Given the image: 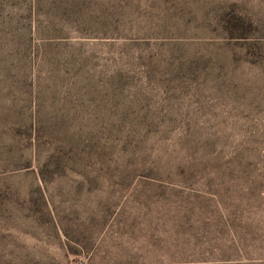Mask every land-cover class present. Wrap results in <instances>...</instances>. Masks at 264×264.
Returning a JSON list of instances; mask_svg holds the SVG:
<instances>
[{
  "label": "rangeland",
  "instance_id": "1",
  "mask_svg": "<svg viewBox=\"0 0 264 264\" xmlns=\"http://www.w3.org/2000/svg\"><path fill=\"white\" fill-rule=\"evenodd\" d=\"M0 264H264V0H0Z\"/></svg>",
  "mask_w": 264,
  "mask_h": 264
},
{
  "label": "trees",
  "instance_id": "2",
  "mask_svg": "<svg viewBox=\"0 0 264 264\" xmlns=\"http://www.w3.org/2000/svg\"><path fill=\"white\" fill-rule=\"evenodd\" d=\"M227 25H229L228 27H227V29L230 31V30H236L237 29V31H240L241 29H244L243 28V24L241 23V22H238V21H236V20H227Z\"/></svg>",
  "mask_w": 264,
  "mask_h": 264
}]
</instances>
